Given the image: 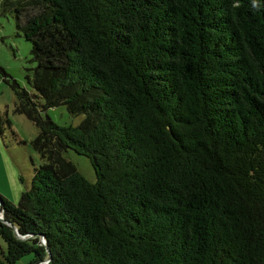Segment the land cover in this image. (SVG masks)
<instances>
[{
	"label": "trees",
	"instance_id": "obj_1",
	"mask_svg": "<svg viewBox=\"0 0 264 264\" xmlns=\"http://www.w3.org/2000/svg\"><path fill=\"white\" fill-rule=\"evenodd\" d=\"M4 4L37 93L0 71L44 162L0 194V264H264V0ZM61 105L82 122L42 113Z\"/></svg>",
	"mask_w": 264,
	"mask_h": 264
},
{
	"label": "rangeland",
	"instance_id": "obj_2",
	"mask_svg": "<svg viewBox=\"0 0 264 264\" xmlns=\"http://www.w3.org/2000/svg\"><path fill=\"white\" fill-rule=\"evenodd\" d=\"M4 0H0V66L30 93L36 94L30 79L34 76L37 65L34 60L33 43L27 39L25 32L17 25L16 11L14 8L4 6ZM1 73V71H0ZM30 77V79L28 78ZM16 93L3 74H0V194L18 203L12 197L7 181L8 173L17 169L19 178L29 189L35 168L43 162V158L34 148L32 141L39 133L35 122L24 113L16 111ZM42 109L45 100L37 98ZM43 115H49L61 125L78 126L84 119V115H72L67 106L51 107L42 111ZM64 156L71 160L80 172L91 182H96L98 177L90 158L73 149L64 151ZM21 197V196H20ZM6 249V243L2 241ZM34 253H28L21 257L15 264H29ZM42 264V263H39Z\"/></svg>",
	"mask_w": 264,
	"mask_h": 264
},
{
	"label": "crops",
	"instance_id": "obj_3",
	"mask_svg": "<svg viewBox=\"0 0 264 264\" xmlns=\"http://www.w3.org/2000/svg\"><path fill=\"white\" fill-rule=\"evenodd\" d=\"M7 181H8V184L10 186L12 197H14L15 200H19L20 196L22 195L23 191L25 190V186L21 182V180L19 178V173H18L16 168L14 171L8 173ZM0 191L2 193H4L1 189H0ZM5 195H7V194H5Z\"/></svg>",
	"mask_w": 264,
	"mask_h": 264
},
{
	"label": "water",
	"instance_id": "obj_4",
	"mask_svg": "<svg viewBox=\"0 0 264 264\" xmlns=\"http://www.w3.org/2000/svg\"><path fill=\"white\" fill-rule=\"evenodd\" d=\"M0 219H1L2 221L6 222V223H8L9 225H11V226L14 227V225H12V223H10L9 221L5 220V219L3 218L2 215H0ZM16 233L20 236V234H19V232L17 231V229H16ZM50 260H51V256H50L47 260H45L44 262H42V263H43V264H48Z\"/></svg>",
	"mask_w": 264,
	"mask_h": 264
},
{
	"label": "built area",
	"instance_id": "obj_5",
	"mask_svg": "<svg viewBox=\"0 0 264 264\" xmlns=\"http://www.w3.org/2000/svg\"><path fill=\"white\" fill-rule=\"evenodd\" d=\"M0 215H1V211H0ZM43 264V263H42Z\"/></svg>",
	"mask_w": 264,
	"mask_h": 264
}]
</instances>
